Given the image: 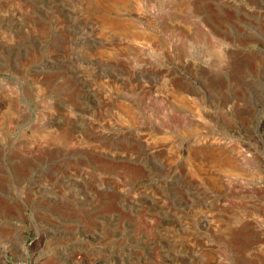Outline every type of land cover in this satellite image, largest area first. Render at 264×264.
I'll return each instance as SVG.
<instances>
[{"label": "rangeland", "instance_id": "374dc122", "mask_svg": "<svg viewBox=\"0 0 264 264\" xmlns=\"http://www.w3.org/2000/svg\"><path fill=\"white\" fill-rule=\"evenodd\" d=\"M0 264H264V0H0Z\"/></svg>", "mask_w": 264, "mask_h": 264}]
</instances>
